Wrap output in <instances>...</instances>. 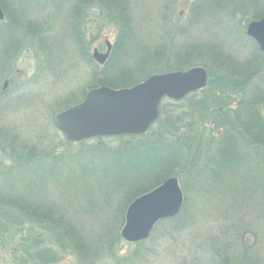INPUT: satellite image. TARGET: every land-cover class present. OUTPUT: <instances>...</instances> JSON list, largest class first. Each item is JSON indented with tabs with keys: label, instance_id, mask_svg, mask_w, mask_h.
Instances as JSON below:
<instances>
[{
	"label": "trees",
	"instance_id": "16d2710c",
	"mask_svg": "<svg viewBox=\"0 0 264 264\" xmlns=\"http://www.w3.org/2000/svg\"><path fill=\"white\" fill-rule=\"evenodd\" d=\"M116 3L118 5H111L108 0H89L91 10L99 13L101 18L107 17V22L112 23L119 33L122 32L124 38L130 37L136 29L129 0H116ZM6 4L8 12L19 15L18 21L15 20L16 29L24 24L21 30L27 32L38 52L41 49L46 51L48 45L51 46L45 42L49 40L45 35L48 27L34 21L22 7V2ZM190 7L189 16H194L195 21L203 16L212 20L216 29L213 34H218L215 41L221 44L164 45V50L152 49L149 58L145 56L140 60L133 53L134 57L129 58L136 60L133 65L129 60L117 59V67L120 64L122 73L120 82L117 79L114 81L110 75L103 81L114 88L130 87L153 73L186 70L193 66L205 68L208 74L205 89L179 101L165 98L160 102L158 118L154 122L161 125L158 132L153 133L150 127V133L147 131L142 135L110 137L119 141L114 148L103 142L107 137H97L81 141L75 150H69L72 143L66 139L54 142L49 148H43L42 143L27 148L14 138L7 137L8 132L0 131L4 136L0 138L7 141L10 148L17 146L26 151V157L17 156V166L0 169V217L5 215H2L4 212L13 211L23 216L27 225L22 235V229L16 228V232L12 233L13 222H9L4 230L0 229L2 259L10 258L12 264H62L69 257L73 259L72 264H142L149 251L148 248L142 249L141 245L148 239L135 243L136 248L125 258H117L114 254L121 241L119 230L126 207L137 196L153 189L169 176L178 179L184 197L183 207L176 216L159 221L153 229L155 231L159 227L162 237H166L179 233L193 222L196 213H190L186 194L192 183L200 185L205 182L209 186L207 192L215 190L213 194H217L220 190L225 198L232 197V190H236L239 197L247 189L244 197L248 199L253 194L250 190L248 192V187L256 189L251 187L254 182L257 186L264 182V53L244 33L247 23L264 15L261 0H194ZM92 19L96 20L94 17ZM40 25L47 27L46 30L31 32ZM70 25L71 30L76 32L75 23L72 21ZM6 26L9 27L7 22L0 21L1 29ZM9 32H0V37L5 39L10 36ZM128 42L124 44V52ZM3 44L4 41L1 47ZM9 46L3 52L6 59L10 53ZM120 53L117 56L121 58ZM161 63L163 66L157 69ZM91 64L90 78L94 81L87 90L99 83L98 77H94L96 72L105 71V67ZM207 90L209 93H206ZM198 93L206 95L197 99L195 95ZM2 96L0 94V99ZM164 100L168 101L164 103ZM180 108V113L173 114L175 109ZM179 129H182L181 133ZM192 132L200 137H186ZM151 133L154 137L147 136ZM162 134L166 137H162ZM171 134L175 137H169ZM206 135L210 136L203 137ZM154 142L157 144H151ZM197 149L203 152L210 150L200 157L199 154L195 155ZM93 156L102 163L114 164L113 170L101 173L108 180L107 183L113 182V185L108 191L103 190L98 194H95V187L92 186L82 191L71 187L70 190L75 189V194H80L83 199H71L70 191L65 188L67 179L62 177L60 168L59 173L52 175L42 169L45 165L87 166L86 160ZM160 166L161 172L158 170ZM157 172L162 177L153 181ZM183 175L186 176L185 181ZM191 189H195V186ZM88 193L93 195L87 196ZM65 195L70 197L76 212L68 211L63 206ZM116 197L117 200H114ZM263 208L259 210L262 215ZM107 214L110 216L108 219ZM96 215L97 222L93 227L86 228V222L91 226V219ZM35 225L37 232H34ZM252 232L245 224L242 228L237 226L229 239L243 244L246 250L247 246L252 245L246 241L247 235H253ZM15 237L17 239L13 243ZM215 246H212L214 259L218 258V248Z\"/></svg>",
	"mask_w": 264,
	"mask_h": 264
},
{
	"label": "rangeland",
	"instance_id": "374dc122",
	"mask_svg": "<svg viewBox=\"0 0 264 264\" xmlns=\"http://www.w3.org/2000/svg\"><path fill=\"white\" fill-rule=\"evenodd\" d=\"M19 1L22 2V7L26 9L34 21L42 22L48 27L47 32L45 31L47 27L44 25H40V28L34 27L36 29L31 31L34 33L37 29H44L45 35L49 37V40H45V42L51 44V46L48 45L46 51L41 49L40 53L38 52L27 32L23 33L21 30L24 28V24L17 28L20 30L16 29L15 20L18 21L19 15L8 12L6 2L19 3ZM82 1L0 0V7L4 15L3 20L0 21L7 22L9 25V27L6 26L2 29L0 27V32L10 31V36L5 39L0 37V94H3L0 99V131L8 132L7 137L19 141L23 147L30 148L35 144L42 143L43 148H46L49 145H54V142L65 139L54 124V115L79 103L84 98V93L88 91L87 89L94 81L92 77L90 78L92 62L100 68L105 67V71H98L94 75V77H98L99 81L95 87L108 86L103 81L109 75L114 77V81L117 79L120 82L119 78L122 73H120V64L117 67V59L129 60V58L134 57L133 53L139 57V60L145 56L149 58L152 49L159 48L158 51H162L164 45L172 44L185 47L201 43H222L215 41L218 39V34H213L216 29L211 19H206L203 16V18L197 19V22L194 16H189L190 6L194 0H129L130 12L135 20L134 27L136 31L127 38H124L123 33H119L112 23L107 22V17L101 18L99 13L91 10L89 0H84L83 3ZM108 3L118 5L116 0H108ZM7 8L9 9V7ZM261 9L264 11V0H261ZM93 17L96 20H93ZM72 21L75 23L76 32L71 30L70 23ZM3 41L4 44L1 47ZM106 41L111 45L109 55L104 63L99 64L92 59V53L94 49L104 53L106 51ZM127 41H129L127 47H130V49L126 47L124 52V44ZM9 44L10 53L6 59L3 52L8 50ZM120 45H122L121 49H119ZM225 45L226 43H224ZM131 46H135L136 50ZM111 51H113V54ZM119 51L122 53L121 58L119 55L117 56ZM135 61L129 60L132 65ZM162 66V63L158 64L157 69ZM158 73H164V71ZM94 79L97 80V78ZM206 93H209L208 90ZM205 95L198 93L195 96L198 99ZM168 100L163 102L165 103ZM180 111L181 108L175 109L173 114L180 113ZM154 122L149 128L151 127L150 130L156 133L161 125ZM193 128L195 129L196 126ZM181 130L178 131L181 133ZM153 133L147 136L154 137L152 136ZM0 137L4 136L0 134ZM99 137H107L103 142L111 148L119 144L116 138H110L115 136ZM162 137H166V135L162 134ZM169 137H175V135L171 134ZM186 137L200 136H196L192 132L191 135L188 134ZM93 138L97 137L84 140ZM79 142H71L69 150H75ZM209 150L203 152V150L197 149L195 155L199 154L201 157L208 154ZM58 151L61 150L58 149ZM25 153L26 151L17 146L10 148L8 142L0 138V169L2 167L17 166V156L26 157ZM211 153L214 155L213 151ZM100 161L94 157L86 160L87 166L77 164L68 167L60 164V166L55 167L45 165L42 166V169L47 173L51 172L52 175L55 172L59 173L60 168L62 177L67 179L65 188L70 191L71 199L74 197L83 199L80 194H75V189L70 190L71 187H76L79 191H82L85 187L92 186L95 187V194H98L102 193L103 190L108 191V188L113 185V182L108 184V180L101 173L104 170H113L114 164ZM161 168L162 166L158 170ZM160 177H162V174L157 172L153 177V181L159 180ZM182 179L185 181L186 176L183 175ZM62 182H64L63 179ZM194 186L195 189H191ZM251 187L256 189L248 187V192L249 190L250 193L253 192L248 199L244 197L247 189L239 197L235 193L236 190H232L230 191L232 197L225 198L220 190L217 191V194H213L215 190L207 192L209 186L205 182H201L200 185L199 183L197 185L192 183L186 190V194L189 198L188 209H190V213L192 211L196 213L192 219L193 222H190L188 228H184L179 233L171 236L162 237L163 233L159 227L152 231L147 238V242L141 245L142 249L148 248L149 251L145 263L142 262V264H264V211L263 215L259 211L264 207V182L262 181L260 186H257L254 182ZM90 195L93 194L88 193L87 196ZM111 196L113 197L114 193ZM70 197L65 195L63 206L68 211L76 212L73 208L75 205L70 203ZM198 197H202L200 198L202 200ZM114 200H117V197ZM12 212L2 213V215H5L2 218L0 217V229L4 230L9 222H13L14 229H12V233H15L17 229H22L21 235L25 234L27 225L23 220L24 217ZM109 217L107 214V219ZM97 219V215L92 217V225L90 226L86 222V228L93 227ZM244 224L247 229L254 231L252 232L253 235L249 234L246 237L247 243H252L250 247L247 246L248 249L246 248V250L242 247L243 244L241 245L238 241L229 239L232 238V234L234 235L237 226L242 228ZM33 227L34 232H37L36 225ZM16 239L15 237L13 243ZM135 243L137 242H126L121 237V241L117 244L114 252L115 256L121 259L125 258L136 248ZM7 246L9 248V245ZM212 246L218 248V258H213L214 247ZM72 261L73 259L69 257L62 264H72ZM0 264H12V260L0 257Z\"/></svg>",
	"mask_w": 264,
	"mask_h": 264
},
{
	"label": "water",
	"instance_id": "95a60500",
	"mask_svg": "<svg viewBox=\"0 0 264 264\" xmlns=\"http://www.w3.org/2000/svg\"><path fill=\"white\" fill-rule=\"evenodd\" d=\"M4 15L0 7V20ZM246 36L254 40L264 53V15L250 21ZM106 51L93 50L92 59L105 62ZM205 68L193 66L149 75L133 86L114 89L108 86L91 88L84 98L54 115V124L70 142L99 136L141 135L158 117L163 98L179 101L188 94L206 87ZM183 204V193L176 177H169L153 189L137 196L127 206L120 236L126 242L147 239L159 221L176 216Z\"/></svg>",
	"mask_w": 264,
	"mask_h": 264
}]
</instances>
